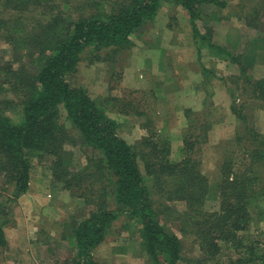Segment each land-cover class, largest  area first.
<instances>
[{
	"label": "trees",
	"instance_id": "obj_1",
	"mask_svg": "<svg viewBox=\"0 0 264 264\" xmlns=\"http://www.w3.org/2000/svg\"><path fill=\"white\" fill-rule=\"evenodd\" d=\"M252 2L253 15L264 22V0ZM163 5L184 10L194 42L231 56L245 75L241 55L235 58L213 44L210 30L203 35L197 25L206 7L223 9L226 1L0 0V42L8 46L12 57L1 58L0 47V181L9 189L10 200L17 201L28 193L31 160L38 159L48 163L52 182L82 200L85 216L70 224L64 236L71 256L63 264H99L94 253L121 218L131 228L132 240L117 251L128 253L135 248L143 264H264V233L251 229L261 215L260 209L251 207L257 173L264 168L261 133L246 125L237 133L234 141L243 144L250 160L248 164L243 160L239 167L229 161L224 164L216 194L219 208L205 211L212 192L199 169L200 140L193 132L201 128L204 143L209 124L191 126L193 132L182 141L183 159L173 162L168 139L151 133L129 144L120 136L121 124L107 114L112 100L94 98L86 88L69 82L86 56L92 63H116L155 22ZM209 74L203 71L206 80ZM244 79L245 91L264 98V78ZM203 107L206 111L211 104L204 101ZM60 109L78 138L61 122ZM230 110L245 124L239 107L232 105ZM10 111L17 113V121L7 115ZM71 144L94 153L85 168L73 166L66 149ZM152 190L161 194V200L155 201ZM172 202H183L185 210L178 211ZM6 213L8 208L0 206V254L8 245ZM173 216L187 222L199 251L197 258L183 257L181 238L166 226L175 221ZM223 249L229 251L225 261L217 258L223 256Z\"/></svg>",
	"mask_w": 264,
	"mask_h": 264
},
{
	"label": "rangeland",
	"instance_id": "obj_2",
	"mask_svg": "<svg viewBox=\"0 0 264 264\" xmlns=\"http://www.w3.org/2000/svg\"><path fill=\"white\" fill-rule=\"evenodd\" d=\"M221 1L228 2V6L223 9L212 5L206 7L203 19L197 25L203 35H207L206 29L210 30L213 44L228 50L235 58L241 55L239 62L245 64V75L240 72L239 66L232 63L231 56L219 55L206 44L198 46L194 42L188 15L184 10L163 5L155 22L134 39L133 48L120 56L116 63H92L86 56L77 73L69 78L72 86L86 88L94 98L104 102L112 100L107 114L121 124L120 136L129 144H135L151 133L168 139L173 162L183 159L182 141L193 132L191 126L209 124L211 128L204 143L201 139L202 129L193 132L200 140L196 148L199 169L212 192L204 206V210L209 212L219 208L216 194L219 193L224 164L229 161L239 167L243 160L247 164L250 160L243 153V144L234 141L237 133L240 134L246 125L264 137V98L259 93L245 91L248 87L244 83L245 77L264 78V22L253 15L255 6L252 0ZM182 39H186L185 43H181ZM0 47L3 50L1 58L11 59L8 46L0 42ZM188 47L198 62L193 77H196L198 94L203 98L200 104L198 101L199 106L189 108L191 112L186 114L188 108L182 111L178 107L181 103L179 99H184L186 95L184 93L183 96L184 89H181V75L176 71L177 67L174 70L166 69L163 64L172 65V60L177 62L181 59L177 49L185 52ZM173 51L174 57L166 60L164 54ZM150 55L157 61L159 75L152 71L156 66L148 63L152 62L147 60L151 59ZM157 55L160 60H157ZM252 56L254 58L250 63ZM205 70L210 72L208 80L203 75ZM230 93L234 95L233 98ZM190 99L187 97L186 102L190 103ZM204 101L211 104L206 111ZM232 105L241 109L245 124L231 112ZM7 115L14 121L18 120L15 111ZM60 115L65 128L74 138H78L62 109ZM66 149L71 154L73 166L79 170L86 167L88 157L94 156L90 149L78 144H71ZM47 165L38 159L31 160L29 191L15 202L10 200L9 189L6 190L0 181V206L8 208L5 218L9 219L4 227L8 245L1 250L0 264H63L71 256L64 236L70 224L85 216L84 205L81 199L52 182ZM139 165L145 174L142 161ZM257 175L256 194L252 195L254 199L251 207L260 209L261 215L257 221H253L251 229L264 233V168ZM148 184L152 185L149 180ZM157 193L152 190L155 201L161 200V194L159 196ZM170 205L180 212L185 210L183 202H172ZM173 218L175 221L166 226L181 238L183 257L197 258L199 251L187 222L177 221L175 216ZM125 221L124 218L118 220L110 238L95 251L94 258L99 264H143L139 254L134 252L135 248L129 249L128 253L117 251L120 245L125 247L127 241L132 240V230ZM222 252L223 256L217 258L225 261L229 251L223 249Z\"/></svg>",
	"mask_w": 264,
	"mask_h": 264
},
{
	"label": "crops",
	"instance_id": "obj_3",
	"mask_svg": "<svg viewBox=\"0 0 264 264\" xmlns=\"http://www.w3.org/2000/svg\"><path fill=\"white\" fill-rule=\"evenodd\" d=\"M185 40L186 39H182L181 43H185ZM188 40V39H187ZM189 49H191L190 47H188V49H186L185 52H182L180 51L179 49H177L178 51V54H179V57H181V59L179 58L177 62H174V60H172V65L169 64V65H166L163 64L165 66L166 69H173L177 67V72L178 74L181 75V78H180V84L182 83L183 85V88L181 89H184L183 91V96H184V93L186 94L185 95V102L183 103L184 99H179L181 101L180 105L178 106L179 108L182 109V111L184 109H189V108H193V107H196V106H199L198 105V101H199V104H200V101L202 100V95L198 94L199 93V89L197 88V85H196V81H195V78L193 77L194 75V72L197 68V59L196 57L193 55V53L191 51H189ZM147 52V51H145ZM158 52V51H157ZM167 52V51H166ZM174 53L175 51H173L172 53L171 52H168V54H164V57L166 58V60H168V58L170 57H174ZM162 54V53H161ZM160 54V56H161ZM169 55V56H168ZM168 56V57H167ZM151 59H147V60H151L152 62H148L149 65H155L156 68L152 71L155 72L156 75H159V70H158V64L156 63V59L154 60L153 57H150ZM157 60H160L159 58V55H157ZM145 59V61H147ZM158 70V72H157ZM164 71V70H163ZM162 73V72H160ZM176 73V72H175ZM179 79V78H178ZM195 83V84H194ZM187 97H191V99L189 100L190 103H187L186 102V98Z\"/></svg>",
	"mask_w": 264,
	"mask_h": 264
}]
</instances>
